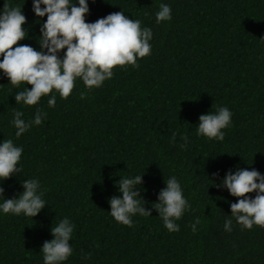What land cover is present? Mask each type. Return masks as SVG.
I'll use <instances>...</instances> for the list:
<instances>
[{"label":"trees","instance_id":"1","mask_svg":"<svg viewBox=\"0 0 264 264\" xmlns=\"http://www.w3.org/2000/svg\"><path fill=\"white\" fill-rule=\"evenodd\" d=\"M11 2L26 18L27 37L18 43L38 49L46 17L37 22L31 0ZM87 2L85 22L120 10L139 19L152 30L151 53L135 66H114L99 88L77 79L54 107L47 97L31 107L15 104L24 85L13 88L0 75V139L12 137L14 110L25 120L36 108L46 113L14 140L23 147L22 171L0 187L14 198L21 180L37 178L47 204L32 219L0 215V264H42L49 228L65 216L74 224L73 252L62 264H264V227L242 230L233 220L226 232L228 202L237 198L212 186L236 166L264 174V0ZM160 3L170 6L171 20L157 24ZM221 105L232 112L223 140L196 136L199 115ZM139 174L146 210L170 175L180 181L191 207L175 221L178 231L166 230L154 209L133 215L131 227L109 215L117 180Z\"/></svg>","mask_w":264,"mask_h":264},{"label":"clouds","instance_id":"2","mask_svg":"<svg viewBox=\"0 0 264 264\" xmlns=\"http://www.w3.org/2000/svg\"><path fill=\"white\" fill-rule=\"evenodd\" d=\"M31 11L37 22L46 17L36 37L38 49L18 43L27 37V30L22 28L26 18L21 5L4 0L0 8V75L6 77L7 84L13 88L24 85L12 96L15 104L31 107L37 105L41 97H47V105L54 107L57 95L61 100L67 99L77 79L89 90L99 88L113 76L114 66H135L138 59L151 53L152 30L142 28L139 19H129L121 10L94 22L84 19L89 11L87 0H31ZM154 15L157 24L169 21L171 8L160 3ZM22 116L21 111H13L9 121L14 129L12 137L0 139V182L22 171L19 162L23 147L14 140L33 126L41 125L46 113L36 108L32 119L25 120ZM231 116L229 108L222 105L213 112L199 115L195 135L222 141L224 129L231 125ZM142 174L117 180L118 195L108 199L109 215L115 222L131 227L133 215H150L154 209L166 230L178 231L175 221L191 207L180 181L170 175L163 181L165 187L158 192L156 202L146 210L137 187L141 185ZM20 184L22 191L14 198L6 199L0 187V215H23L32 219L47 205L42 198L44 193L37 178L21 180ZM212 186L226 189L230 196L237 198L235 203L228 202L230 214H225L223 224L226 232L232 231L233 220L242 230L252 229L254 225L264 227V174L254 168L236 166L234 171L226 170L219 183L213 181ZM249 193L254 196L246 195ZM199 222L197 218L191 225L193 232ZM73 230L74 224L67 216L51 225V239L45 240L39 249L42 264H62L68 260L73 252L69 244Z\"/></svg>","mask_w":264,"mask_h":264}]
</instances>
